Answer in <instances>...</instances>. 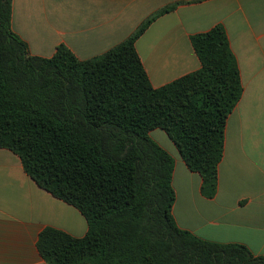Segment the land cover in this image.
Returning a JSON list of instances; mask_svg holds the SVG:
<instances>
[{"label":"trees","instance_id":"trees-1","mask_svg":"<svg viewBox=\"0 0 264 264\" xmlns=\"http://www.w3.org/2000/svg\"><path fill=\"white\" fill-rule=\"evenodd\" d=\"M174 8L85 61L63 44L52 57L32 55L13 30V0H0V148L88 223L84 237L41 231L48 264H264L245 245L201 239L175 221V159L150 133L166 132L214 198L226 119L243 86L222 24L191 36L198 71L152 85L136 42Z\"/></svg>","mask_w":264,"mask_h":264},{"label":"crops","instance_id":"crops-1","mask_svg":"<svg viewBox=\"0 0 264 264\" xmlns=\"http://www.w3.org/2000/svg\"><path fill=\"white\" fill-rule=\"evenodd\" d=\"M136 42L155 88L201 67L191 36L224 25L243 86L226 123L225 145L212 199L161 129L151 137L175 159L173 215L193 235L242 244L264 256V0H13V30L35 56L60 45L80 60L101 56L170 6ZM74 206L39 187L20 158L0 148V264H48L37 242L46 227L84 237L88 223Z\"/></svg>","mask_w":264,"mask_h":264}]
</instances>
